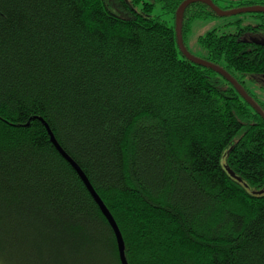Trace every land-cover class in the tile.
<instances>
[{"label": "trees", "instance_id": "16d2710c", "mask_svg": "<svg viewBox=\"0 0 264 264\" xmlns=\"http://www.w3.org/2000/svg\"><path fill=\"white\" fill-rule=\"evenodd\" d=\"M183 1L0 0V264H122L45 122L113 214L130 264H264V118L180 50ZM249 13L262 20L200 43L264 108L246 86L264 85V39L243 37L264 13ZM211 15L191 3L184 42Z\"/></svg>", "mask_w": 264, "mask_h": 264}, {"label": "water", "instance_id": "95a60500", "mask_svg": "<svg viewBox=\"0 0 264 264\" xmlns=\"http://www.w3.org/2000/svg\"><path fill=\"white\" fill-rule=\"evenodd\" d=\"M197 1H203L210 5V7L221 16L225 15H232V14H238L242 12H262L264 13V5H244L240 7H234L231 9H224L220 7L218 4H216L213 0H184L176 11V19H175V30H176V36H177V42L179 45L180 50L183 52V54L193 61L194 63L210 67L217 72H219L221 75H223L228 81H230L238 90V92L254 107V109L264 118V108L259 104V102L248 92V90L234 77L227 69H225L220 64H217L213 61H210L204 57L197 56L193 54L188 47L186 46L183 38V22H184V16H185V10L186 8L193 2ZM42 119V118H41ZM43 120V119H42ZM45 122V121H44ZM46 127L48 128V131L51 136V140L55 144V146L58 148V150L62 153V155L73 165V167L77 170L83 181L85 182L86 186L92 193L93 197L101 207L103 213L109 220L110 224L112 225L117 242H118V249L120 253V258L122 261V264H130L127 260L126 253H125V241L122 235V232L119 228V225L117 221L115 220L113 214L101 198V196L98 194V192L95 190L94 186L90 182L88 176L83 171V169L80 167V165L67 153V151L62 147V145L57 140L55 134L50 129L47 122H45ZM232 174H234L232 172Z\"/></svg>", "mask_w": 264, "mask_h": 264}, {"label": "rangeland", "instance_id": "374dc122", "mask_svg": "<svg viewBox=\"0 0 264 264\" xmlns=\"http://www.w3.org/2000/svg\"><path fill=\"white\" fill-rule=\"evenodd\" d=\"M154 15H160L163 19L172 22L171 14L165 13L161 4H156L153 9ZM262 20L261 17L242 12L232 15H211L208 17L197 18L193 20L190 31L186 34L185 43L188 49L195 55L203 57L206 55L205 47L200 43V37L209 30L217 29L219 33H233L239 27L247 24L256 25ZM247 88L255 95L257 99L264 102V85L249 79L246 82Z\"/></svg>", "mask_w": 264, "mask_h": 264}, {"label": "flooded vegetation", "instance_id": "af4514ba", "mask_svg": "<svg viewBox=\"0 0 264 264\" xmlns=\"http://www.w3.org/2000/svg\"><path fill=\"white\" fill-rule=\"evenodd\" d=\"M250 5H257V4H250ZM259 5H264V4H259ZM243 37H244V39L249 38V40H251V41L259 42L260 40L264 39V29L261 26L259 28L254 29V30H250ZM183 38H184V36H183Z\"/></svg>", "mask_w": 264, "mask_h": 264}]
</instances>
